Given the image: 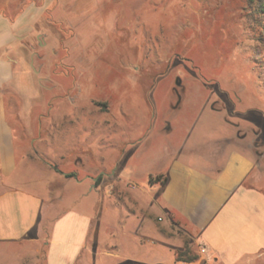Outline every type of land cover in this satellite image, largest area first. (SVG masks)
I'll return each instance as SVG.
<instances>
[{"label":"rangeland","instance_id":"374dc122","mask_svg":"<svg viewBox=\"0 0 264 264\" xmlns=\"http://www.w3.org/2000/svg\"><path fill=\"white\" fill-rule=\"evenodd\" d=\"M30 3L44 9L23 51L18 117L48 158L36 156L82 181L67 194L101 203L129 181L139 194L147 173L166 166L164 147H207L201 133L224 120L264 171L259 0H0V13ZM136 252L123 244L120 255Z\"/></svg>","mask_w":264,"mask_h":264},{"label":"crops","instance_id":"0c3cea01","mask_svg":"<svg viewBox=\"0 0 264 264\" xmlns=\"http://www.w3.org/2000/svg\"><path fill=\"white\" fill-rule=\"evenodd\" d=\"M43 9L30 3L14 17L0 13V264H254L263 259L264 171L251 146L237 137L238 125L227 120L201 133L207 147H164L166 166L147 173L139 194L131 181L115 182L101 203L93 194H67L82 181L44 161V146L25 137L18 117L19 88L28 68L23 51ZM161 131L171 134L168 126ZM157 175L164 183L150 184L149 176ZM103 219L109 222L106 233ZM123 244L138 252L123 258ZM184 250L192 256L177 260Z\"/></svg>","mask_w":264,"mask_h":264},{"label":"trees","instance_id":"16d2710c","mask_svg":"<svg viewBox=\"0 0 264 264\" xmlns=\"http://www.w3.org/2000/svg\"><path fill=\"white\" fill-rule=\"evenodd\" d=\"M258 7H259V11L263 13L264 15V0H259V3H258ZM68 177H71L73 176V174H68L67 175ZM165 181V178L162 176V175H157V176H149V179H148V182L150 184H153V183H156V182H159L161 184H163ZM187 251V250H186ZM186 251H183V252H178L176 254V259L177 260H181L182 259V256L186 255L187 252ZM197 256H193V257H190V259H195Z\"/></svg>","mask_w":264,"mask_h":264},{"label":"built area","instance_id":"2783aa9c","mask_svg":"<svg viewBox=\"0 0 264 264\" xmlns=\"http://www.w3.org/2000/svg\"><path fill=\"white\" fill-rule=\"evenodd\" d=\"M205 249L204 248H200V253H204Z\"/></svg>","mask_w":264,"mask_h":264},{"label":"flooded vegetation","instance_id":"af4514ba","mask_svg":"<svg viewBox=\"0 0 264 264\" xmlns=\"http://www.w3.org/2000/svg\"><path fill=\"white\" fill-rule=\"evenodd\" d=\"M105 108L107 109V106H105Z\"/></svg>","mask_w":264,"mask_h":264}]
</instances>
